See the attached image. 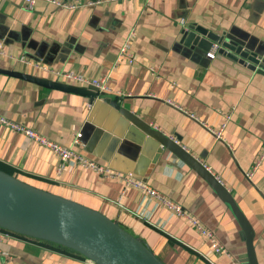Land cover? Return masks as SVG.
Returning <instances> with one entry per match:
<instances>
[{
    "label": "crops",
    "instance_id": "crops-1",
    "mask_svg": "<svg viewBox=\"0 0 264 264\" xmlns=\"http://www.w3.org/2000/svg\"><path fill=\"white\" fill-rule=\"evenodd\" d=\"M189 26L241 40L261 59L253 69L218 52L209 60L207 52L180 42ZM131 30L135 62L128 65L120 48ZM0 43V70L86 86L14 60L25 57L59 73L103 78L109 89L91 102L0 73V116L64 147H73L79 134L75 150L180 205L227 254L213 253L188 220L124 180L78 166L57 175L56 155L0 126V165L13 176L103 213L164 264H245L244 238L228 208L102 100L109 98L177 141L226 188L253 229L257 264H264V161L245 178L264 147V0H106L73 11L42 1L27 11L22 0H0ZM0 264L92 263L72 250L11 235L0 240Z\"/></svg>",
    "mask_w": 264,
    "mask_h": 264
},
{
    "label": "water",
    "instance_id": "water-1",
    "mask_svg": "<svg viewBox=\"0 0 264 264\" xmlns=\"http://www.w3.org/2000/svg\"><path fill=\"white\" fill-rule=\"evenodd\" d=\"M180 42L203 52L217 44L218 54L250 69L261 59V54L243 41L217 36L200 26L183 29ZM0 73L45 89L73 93L91 102L97 95H104L93 86L70 85L16 71L0 70ZM102 100L154 141L160 152L167 151L173 155L206 183L240 228L246 247V258L242 263L257 264L253 229L226 188L177 141L140 121L115 101L106 97ZM0 230L72 250L93 264H164L141 239L103 213L30 185L1 170Z\"/></svg>",
    "mask_w": 264,
    "mask_h": 264
},
{
    "label": "built area",
    "instance_id": "built-area-1",
    "mask_svg": "<svg viewBox=\"0 0 264 264\" xmlns=\"http://www.w3.org/2000/svg\"><path fill=\"white\" fill-rule=\"evenodd\" d=\"M38 1L51 4L56 8H60L66 11H73L81 8H92L102 4L106 0H22V5L24 10L32 11L35 4ZM109 1H122V0H109ZM133 36L134 33L131 30L127 35L126 40L124 41L122 47L120 48V55L125 58V61L128 65H132L135 62V57L130 50V41L132 40ZM0 48H1V43H0ZM218 48L219 46L217 44H213L211 46L210 50L206 54L209 60L215 59ZM0 55H3L2 51H0ZM14 60H16L20 64L29 65L33 69L40 70L46 74L49 73L51 75H55L56 77L69 79L78 84L96 87L99 92H107L109 90L107 87V82L103 78L100 80H94V79H86L82 75L76 73H59L52 70L47 65L33 62L25 57H17L14 58ZM151 71L154 70L151 69ZM226 118L228 119V116ZM0 126L10 130L13 133L23 135L24 137L41 145L42 147H44L45 149L56 155L58 159V165L56 167L55 173L57 175L61 174V172L66 166H70V167L78 166L81 167L82 169H87L102 178L124 180L127 186L137 188L138 190L143 192L144 195H147L148 197L154 199L157 203L162 205V207L166 208L173 215L188 220L191 223V225L197 229L200 235L206 239L213 253L218 255L227 254L225 248L222 245H220L214 234L211 231H209L206 227H204L194 217H192L189 213L183 210L180 205L172 202L168 198L161 196L154 189L144 185L140 180H135L132 175L130 174L122 175L119 173H113L108 167L96 163L95 161L87 158L86 156L82 155L77 150H75L74 147L79 145V137H80L79 134H76L73 138L72 141L73 147H64L54 141H51L41 136L36 131L26 127L25 125L12 122L2 116H0ZM224 128H225V124H222L219 131H217L218 138L221 132L224 130ZM210 132L214 133L211 130ZM263 161H264V147L262 151L259 153L254 165L251 167V170L247 174H245V178L247 180L251 179V177L258 170V168L261 166ZM11 235L12 234H10L7 231L0 230V240L6 239ZM235 264H241V263H235Z\"/></svg>",
    "mask_w": 264,
    "mask_h": 264
},
{
    "label": "trees",
    "instance_id": "trees-1",
    "mask_svg": "<svg viewBox=\"0 0 264 264\" xmlns=\"http://www.w3.org/2000/svg\"><path fill=\"white\" fill-rule=\"evenodd\" d=\"M0 170L3 171V172H5V173H7V174L13 175L12 172H11L8 168H6V167H4V166H2V165H0ZM9 233H10V232H9ZM10 234L16 236V234H13V233H10ZM17 236H19V237H23V238H26V239H31V238L24 237V236H20V235H17ZM31 240H34V239H31ZM34 241H37V240H34Z\"/></svg>",
    "mask_w": 264,
    "mask_h": 264
},
{
    "label": "rangeland",
    "instance_id": "rangeland-1",
    "mask_svg": "<svg viewBox=\"0 0 264 264\" xmlns=\"http://www.w3.org/2000/svg\"><path fill=\"white\" fill-rule=\"evenodd\" d=\"M16 176H18L19 177V179L20 180H25V179H23V177H21L20 175H16ZM26 182H29L28 184H31L32 182L31 181H29L28 179L27 180H25ZM24 181V182H25ZM54 190V189H53ZM136 226H138L139 228H142L141 226H139L138 224H136V223H134ZM154 251H155V249H153ZM156 252V251H155ZM159 257H161V258H163V256L157 251V253H156ZM163 261H165L164 260V258H163ZM167 264H170L168 261H165Z\"/></svg>",
    "mask_w": 264,
    "mask_h": 264
}]
</instances>
